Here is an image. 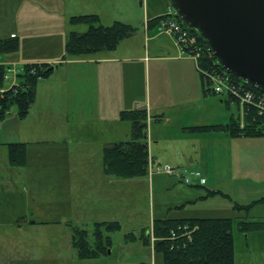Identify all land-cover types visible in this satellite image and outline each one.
Wrapping results in <instances>:
<instances>
[{
    "label": "crops",
    "instance_id": "1",
    "mask_svg": "<svg viewBox=\"0 0 264 264\" xmlns=\"http://www.w3.org/2000/svg\"><path fill=\"white\" fill-rule=\"evenodd\" d=\"M4 1L14 6L12 0ZM6 2L0 0V7H6ZM41 2H36L35 6L45 10L48 4L45 0ZM31 3L17 4L16 9L24 7L22 26H29L27 23L32 19L29 12L36 10ZM80 4L82 0H62V8L54 7L53 11L63 15V20L68 18L66 13L70 17L93 14H82ZM4 13L0 16V39L15 35L20 49L19 37L7 20H2ZM9 23H14L13 18ZM157 24V21L146 20L141 30L121 40L115 49L81 57L62 60L65 34L60 43L53 48L52 45L45 47L46 53L39 56L25 53L19 57L18 48L1 55L0 63L14 65L15 69L17 64L45 63L52 66V73L36 82L33 104L25 118L19 119L12 107L0 120V238L15 233L21 251V234L32 233L27 241L32 246H40L42 232L50 237L61 233L60 240L65 239L67 246L69 238L68 245L72 249L69 227L74 225V186L75 181H83V174L75 171L80 168L82 172L88 171L90 167L75 164L73 153L87 146L97 148L102 154L104 145L129 140L130 122L120 119V113L132 110L146 112L145 144L153 164L197 169L206 180L204 185L194 180L193 185L187 186L167 175L163 190L175 192L172 206L179 212L196 206V213L159 219L224 218L199 216L204 212L230 210L235 214L237 226L241 221L253 220L251 206L247 210H234L233 205L249 206L255 200L248 203L228 200L220 209L210 208L207 203L216 196L231 198L230 194L239 187L250 145L260 144L263 137L188 129L212 125L213 117L201 116L199 112L203 108L218 110L220 107L208 94H203L195 60L180 50L168 35L157 32ZM229 119L227 115L214 124L224 125ZM9 143L25 144L23 166L9 163L6 148ZM158 175H151L148 181L151 189L154 184L159 185ZM96 176L104 179L100 172ZM5 206L11 211H5ZM81 207L82 211V203ZM1 245L3 243L0 249ZM60 256L49 259L53 263L62 262ZM152 256L155 262L156 257Z\"/></svg>",
    "mask_w": 264,
    "mask_h": 264
},
{
    "label": "rangeland",
    "instance_id": "2",
    "mask_svg": "<svg viewBox=\"0 0 264 264\" xmlns=\"http://www.w3.org/2000/svg\"><path fill=\"white\" fill-rule=\"evenodd\" d=\"M29 1H32L31 5L35 6L36 2L42 0H12L14 6H10L6 2L5 4L9 6L0 7V16L4 12L7 14L4 13L2 20L6 19L8 25L19 37L21 48L19 49L18 46L17 56L21 57V54L25 53L30 56H39L46 53L45 47L52 45L50 47L53 48L54 45L60 43L62 36L68 35L70 30L78 33L86 30V25L69 23L71 17L68 13L65 14V17L68 18L63 20V15L58 14L56 10L53 11L54 7L62 8V0H45L48 4L45 6V10H39L41 8L35 6L36 12H29V19L32 17L33 20L31 19L27 23L29 26H22L21 18L24 15L21 12L24 7H20V9H16V7L17 4H25ZM57 2L58 6H56ZM41 3L43 4V2ZM82 3L80 4L82 14H96L101 25L110 26L113 22L118 21L138 30L142 29L146 20H152L155 15L169 14L171 11L168 0H82ZM10 18H13L14 23H9ZM16 69L18 70L17 74H21L22 65L17 64ZM13 76L8 73V83L12 81ZM14 81L17 83L16 76ZM8 83H5L4 86L8 87ZM208 96L212 101L218 103L217 106L220 109L206 110L203 108L199 115L213 117L212 125H216L215 121L218 122L227 115H232L237 120L241 118L239 105L227 93L213 94L211 92L208 93ZM227 122L228 120L224 124ZM262 140L258 145H250L239 187L236 186L235 191L230 194L231 198L223 199L216 196L214 200L207 203L210 208L218 207L220 209L222 204H228V200L233 203L240 200L244 203L255 200L250 203L253 209L250 217L253 220L249 219L248 222H261V224H256L257 227L251 225L248 226V229L241 230L238 228L241 227L240 224L237 226L235 214H232L230 210L204 212L201 214L202 216H199L234 218L232 228L234 264H264V137ZM73 158L75 164L90 165L88 171L82 172V168L75 171V173L83 174V181L81 183L75 181L74 186V225L72 228L69 227L73 240L76 233L83 232L91 243L94 238L95 223H116L119 226L118 229H101L103 241L108 239L105 252L95 258H79L74 245L72 249L69 247V238L66 240L67 246H65V239L60 240L61 233L56 237L53 235L50 237L46 232H42L40 246H32V243L27 241L33 235L32 233L21 234L20 251L18 250L17 236L15 233H11L5 235L6 237L3 239L0 238V244L3 243L1 245L3 248L0 249V264H140L141 262L161 264L158 258L154 262L152 256L151 222L164 216L195 215L196 206L181 212L172 206L176 200L175 192L163 190L164 183L168 179L167 174L164 176L158 172L160 175L157 177L161 178L158 179L160 186L154 184L151 189L148 181H151L152 177L148 174L145 178L142 176L120 178L106 174L103 169L102 154L97 152L95 147L86 146L73 153ZM99 172L102 174L103 180L96 176ZM144 179L147 181L145 182ZM81 203L83 204L82 211ZM151 207L153 208L152 212ZM234 210L237 209L234 208ZM5 211H11V209L5 206ZM245 214L240 213L243 216ZM68 235L70 234L68 233ZM58 254L61 255L60 258L63 261L53 263V257ZM49 257L52 259L50 260Z\"/></svg>",
    "mask_w": 264,
    "mask_h": 264
},
{
    "label": "trees",
    "instance_id": "3",
    "mask_svg": "<svg viewBox=\"0 0 264 264\" xmlns=\"http://www.w3.org/2000/svg\"><path fill=\"white\" fill-rule=\"evenodd\" d=\"M165 17L166 15H161L152 20L158 22ZM70 23L86 25V30L82 33H68L62 60L81 57L99 50H113L121 40L137 31V28L118 21L110 26L101 25L98 16L93 14L71 17ZM198 38L205 47V53L201 54L197 61L202 91L203 94L213 93L205 74L214 71L220 73L222 69L211 56L203 40ZM17 48L18 41L15 36L0 39V57L16 51ZM7 67L8 65L0 63V120L10 113L12 107L16 109L17 117L23 119L33 104L36 82L51 75L52 66L45 63L24 64L21 74H16L17 83L5 87L4 76ZM230 78L234 87L240 88L241 92L250 91L257 97H264L257 88L231 75ZM247 111L242 128L239 126V120L231 115L224 125L197 126L188 129L196 132H225L232 136L264 137V115L258 116L253 108ZM120 119L130 122V138L127 141L104 145L102 150L104 172L120 178L146 176L147 149L144 135L147 126L146 112L122 111ZM6 148L11 165L18 167L25 164V144L9 143ZM250 206L234 205V208L247 210ZM239 224L241 230H246L251 225L257 227V223L252 222L241 221ZM118 227L116 223H95L94 238L91 243L83 232L76 233L73 245L77 256L83 259L95 258L104 253L108 239L103 241L101 229L114 230ZM232 228L231 218L156 219L151 225L154 239L152 252L154 257L160 259L161 264H234ZM145 242L147 243V239Z\"/></svg>",
    "mask_w": 264,
    "mask_h": 264
},
{
    "label": "water",
    "instance_id": "4",
    "mask_svg": "<svg viewBox=\"0 0 264 264\" xmlns=\"http://www.w3.org/2000/svg\"><path fill=\"white\" fill-rule=\"evenodd\" d=\"M168 4L180 23L203 40L225 73L264 94V0H168Z\"/></svg>",
    "mask_w": 264,
    "mask_h": 264
},
{
    "label": "built area",
    "instance_id": "5",
    "mask_svg": "<svg viewBox=\"0 0 264 264\" xmlns=\"http://www.w3.org/2000/svg\"><path fill=\"white\" fill-rule=\"evenodd\" d=\"M157 32L164 33L168 35L173 43L184 53H186L190 58L194 59L197 63L198 58L201 54L205 53V47L199 41V36L191 29L186 28L182 25L175 17L173 12L166 15L165 18L160 19L157 24ZM13 37V35H11ZM209 50V49H208ZM210 52V51H209ZM211 54V52H210ZM212 56V54H211ZM8 73L13 74L12 81L9 82L10 85L15 83V76L18 70L15 69L14 65L8 66L6 69V74L4 76V81L8 82ZM210 81L211 89L215 94L227 93L229 97L234 99L240 107L241 118L239 119L240 128L243 127L244 117L247 115L249 109H254L258 116L264 115V97H257L250 91H240V88H235L232 83L230 75L225 72H211L205 74ZM147 172L151 176L154 173H164L169 176L175 177L180 180L181 183L187 186L194 184V180L198 181L199 185L205 184V178L203 177L201 171L197 169H188L184 167H172L169 164H153L151 159H147ZM154 239L151 238V245H153Z\"/></svg>",
    "mask_w": 264,
    "mask_h": 264
},
{
    "label": "bare ground",
    "instance_id": "6",
    "mask_svg": "<svg viewBox=\"0 0 264 264\" xmlns=\"http://www.w3.org/2000/svg\"><path fill=\"white\" fill-rule=\"evenodd\" d=\"M161 16V15H160ZM197 68H198V66H197Z\"/></svg>",
    "mask_w": 264,
    "mask_h": 264
}]
</instances>
